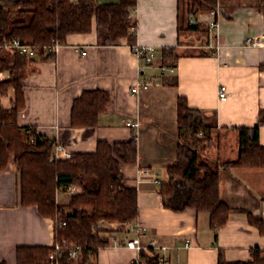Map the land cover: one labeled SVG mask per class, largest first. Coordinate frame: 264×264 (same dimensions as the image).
Here are the masks:
<instances>
[{"label":"crops","instance_id":"1","mask_svg":"<svg viewBox=\"0 0 264 264\" xmlns=\"http://www.w3.org/2000/svg\"><path fill=\"white\" fill-rule=\"evenodd\" d=\"M215 7L219 11L216 28H209L210 11L198 13L195 18L205 31L181 36L177 0H136L130 16L136 23L132 41H112L93 25L88 33L68 35L50 57L35 56L22 81L24 107L17 124L65 145L72 153L93 152L100 140L114 143L135 137L136 162L123 164L120 171L124 184L137 192L138 217L133 221L146 228L141 244L148 247L156 239L166 246L168 264H217L219 253L228 262L250 261L255 247L264 257V234L248 221V212L264 221V168L219 169L220 196L231 213L215 235L207 212L167 207L159 193L168 180L166 168L175 162L180 96L202 113L209 137L201 156L212 166L238 158L242 128L257 127L264 146V5L258 0H217ZM249 37L258 39L260 46H245ZM133 43L156 48L150 65L138 61L129 48ZM75 46L85 48L86 54ZM161 65L174 70L162 73ZM138 82L149 86L132 93L130 88ZM221 84L230 93L226 101L217 97ZM95 89L109 96L97 124L71 126L73 100ZM8 93L12 105L14 90ZM130 119L138 121L137 128L126 125ZM19 192L10 158L0 171V262L5 264H16L19 245L54 242V220L41 216L36 206H22ZM70 198L65 187L56 191L57 204L65 207ZM127 224H98L111 231L99 232L108 243L90 256L92 263L129 264L136 258L138 253L125 245L132 236Z\"/></svg>","mask_w":264,"mask_h":264},{"label":"trees","instance_id":"2","mask_svg":"<svg viewBox=\"0 0 264 264\" xmlns=\"http://www.w3.org/2000/svg\"><path fill=\"white\" fill-rule=\"evenodd\" d=\"M258 1L264 5V0ZM216 4L217 0H177L178 33L205 31L200 29L202 25L195 16L210 11ZM135 5L136 0H1L0 41L21 39L32 44L41 58L53 55L47 51L42 56L43 46L54 41L64 44L68 35L88 33L93 25L112 41L119 38L132 41L135 35L128 29L135 22L129 14ZM182 7L188 18L185 24L180 18ZM171 50L168 49V53ZM33 60L34 57L0 49V71H9V77L0 81V171L12 158L18 175L20 204L36 206L41 216L54 220V242L51 246H17L16 264H50L48 254L56 243L61 247L60 264H94L90 256L108 243V239L100 236L98 224L102 221L123 224L138 217L136 189L124 184L120 171L123 164L136 162L135 137L114 143L100 140L93 152H75L70 158L49 161L54 141L43 138L34 129L18 125L16 120L24 107L22 81ZM10 88L14 90L13 104L6 107L3 97H7ZM108 100L104 90L82 92L73 100L71 126H95ZM176 132L175 162L166 168L168 180L159 187L163 204L174 209L207 212L209 227L215 235L231 213L220 196L219 169L264 168V146L259 143L257 127L240 130L239 154L235 161L215 166L201 156L209 137L202 113L190 107L183 96L177 99ZM67 185H75L80 191L71 196L66 211L63 205L56 203V191ZM61 220L65 221L64 225L59 224ZM248 221L264 234L262 219L248 212ZM72 245L80 247L81 258L77 262L68 255ZM251 255L250 261L228 262L219 253L217 264H264L258 247L251 250ZM139 256L144 264H159L150 247H143Z\"/></svg>","mask_w":264,"mask_h":264},{"label":"built area","instance_id":"3","mask_svg":"<svg viewBox=\"0 0 264 264\" xmlns=\"http://www.w3.org/2000/svg\"><path fill=\"white\" fill-rule=\"evenodd\" d=\"M72 1L75 2L76 0H72ZM0 3H1V0H0ZM218 13L219 11L216 7L210 10V15L212 16V18L210 19L208 23L210 29H214L217 27V21L215 17L218 16ZM130 16H131V12L129 14V17ZM128 30L131 34L135 35L136 34V23H132L129 26ZM61 45H62L61 43L54 41L50 43L49 45L43 46V52L46 53L47 51H51L55 53L56 51L59 50ZM244 45L250 46V47H259L260 41L258 39L249 37L245 40ZM129 48L133 52V54L136 56L138 61L143 62L146 65H150L153 62L155 55H156V48L154 46L138 45V44L133 43V44H129ZM0 49H6L11 52L17 53L21 56L24 55L27 57H35L38 55L36 48L32 44L25 42L18 38H13L11 40L4 39L0 41ZM216 49L218 51H221L218 46H216ZM75 50L79 51L82 55L86 54L85 48L75 46ZM160 70L162 73H167V72H173L174 68L170 66L161 65ZM8 77H9L8 70L0 71V81L6 80ZM148 86L149 84L146 82H142V83L138 82L130 88V91L132 93H137L140 90L147 89ZM229 95L230 93L228 92L227 87L223 84L219 85L218 91H217L218 99L220 101H226ZM126 125L131 128H137L138 121L130 119L126 121ZM29 140L30 142H33V137H30ZM70 157H72V152L65 145L61 143H56L54 144V147L50 153L48 160L54 161L58 159H67ZM155 183L158 184L159 181L155 180ZM65 188L71 193V196L79 193L80 191L79 187L75 185H67L65 186ZM59 224L64 225L65 221L61 220ZM145 230H146L145 226L141 225L138 222L130 221L127 224V231L131 233L132 236L129 239H127L125 245L126 247L131 248L138 253L136 258L133 260L136 262V264H144V261L139 256V251L144 247L141 244L140 236ZM148 247H150L152 251L157 255L159 264H168L167 258L165 256V252L167 250L166 246L159 245L156 239H151ZM60 248H61L60 245L56 243L54 247L49 251L48 256H49V259H51L50 264H60V261H59V257L61 256ZM79 251H80L79 246L72 245L68 252V255L70 256V258L75 259Z\"/></svg>","mask_w":264,"mask_h":264},{"label":"rangeland","instance_id":"4","mask_svg":"<svg viewBox=\"0 0 264 264\" xmlns=\"http://www.w3.org/2000/svg\"><path fill=\"white\" fill-rule=\"evenodd\" d=\"M112 1V0H111ZM180 18H181V21H182V23L183 24H185L186 23V21H187V14H186V10H185V7H182V9H181V12H180ZM202 27H200V29H201ZM198 31H200V32H204V31H202V30H198ZM184 35H188V33H187V31H183V32H181V36H184ZM10 95V94H9ZM14 96V95H13ZM10 98L12 99L13 97H11L10 96ZM3 99H4V102L6 103V104H4L6 107H11V104H9L8 103V100H9V97H8V95H7V97H3ZM10 105V106H9ZM65 208V207H64ZM65 210L67 211V209L65 208ZM98 228H99V226H98ZM100 229V231H102V232H100L101 233V235L104 233L105 235H106V232L105 231H111V230H105L104 228H99ZM103 234V235H104ZM80 258H81V256H80V254L78 253V255H77V257L75 258V259H73V261L74 262H77V261H79L80 260Z\"/></svg>","mask_w":264,"mask_h":264},{"label":"water","instance_id":"5","mask_svg":"<svg viewBox=\"0 0 264 264\" xmlns=\"http://www.w3.org/2000/svg\"><path fill=\"white\" fill-rule=\"evenodd\" d=\"M190 20H191L192 23H194V19H193V17H190Z\"/></svg>","mask_w":264,"mask_h":264}]
</instances>
